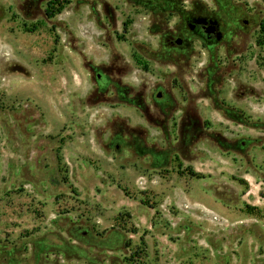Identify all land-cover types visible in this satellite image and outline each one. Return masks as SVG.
Instances as JSON below:
<instances>
[{
    "label": "rangeland",
    "instance_id": "obj_1",
    "mask_svg": "<svg viewBox=\"0 0 264 264\" xmlns=\"http://www.w3.org/2000/svg\"><path fill=\"white\" fill-rule=\"evenodd\" d=\"M0 264H264V0H0Z\"/></svg>",
    "mask_w": 264,
    "mask_h": 264
},
{
    "label": "flooded vegetation",
    "instance_id": "obj_2",
    "mask_svg": "<svg viewBox=\"0 0 264 264\" xmlns=\"http://www.w3.org/2000/svg\"><path fill=\"white\" fill-rule=\"evenodd\" d=\"M188 26L191 33L202 38L205 43H213L221 38V32L217 25L211 21L198 18L192 20ZM167 44L171 48H183L186 42L181 37L171 35L167 40ZM157 97L161 98V93H158Z\"/></svg>",
    "mask_w": 264,
    "mask_h": 264
},
{
    "label": "trees",
    "instance_id": "obj_3",
    "mask_svg": "<svg viewBox=\"0 0 264 264\" xmlns=\"http://www.w3.org/2000/svg\"><path fill=\"white\" fill-rule=\"evenodd\" d=\"M49 15H50V17H52V16H53L51 13H50Z\"/></svg>",
    "mask_w": 264,
    "mask_h": 264
},
{
    "label": "water",
    "instance_id": "obj_4",
    "mask_svg": "<svg viewBox=\"0 0 264 264\" xmlns=\"http://www.w3.org/2000/svg\"><path fill=\"white\" fill-rule=\"evenodd\" d=\"M181 42V41H180Z\"/></svg>",
    "mask_w": 264,
    "mask_h": 264
}]
</instances>
